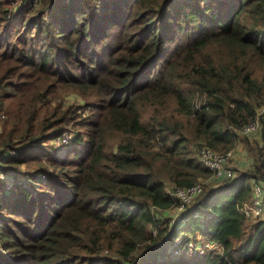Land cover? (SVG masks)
<instances>
[{
  "label": "trees",
  "instance_id": "obj_1",
  "mask_svg": "<svg viewBox=\"0 0 264 264\" xmlns=\"http://www.w3.org/2000/svg\"><path fill=\"white\" fill-rule=\"evenodd\" d=\"M97 1L89 19L92 0H0V173L45 179L0 180V264H264V218L238 210L264 188V141L245 135L232 182L199 158L264 106V0ZM61 88L97 103L85 116ZM71 127L68 157L43 154ZM203 177L174 218L171 190ZM180 232L223 250L168 258Z\"/></svg>",
  "mask_w": 264,
  "mask_h": 264
},
{
  "label": "built area",
  "instance_id": "obj_2",
  "mask_svg": "<svg viewBox=\"0 0 264 264\" xmlns=\"http://www.w3.org/2000/svg\"><path fill=\"white\" fill-rule=\"evenodd\" d=\"M264 132V106L260 107L254 117V119L248 124L242 127V134L246 136H253L259 131ZM70 137L66 132L59 138L56 143L61 146L69 145ZM10 154H15L11 152ZM232 152L217 153L207 147H204L199 152V158L202 165L212 172L213 179L231 180L235 177V171L231 163ZM8 187H12V179H10ZM205 183L199 181L188 187H176L170 192L177 202V212H182L190 205L196 197H198L204 191ZM240 215H242L248 221H257L264 218V188L260 184H256L253 187L252 196L244 202L238 208ZM179 241V240H178ZM176 242L179 245V242ZM194 242H188L183 244L180 248L173 249L176 255L189 254V255H202L205 252H220L217 249H222L223 246L218 241L208 242L205 244H198L199 247H195ZM222 252V251H221Z\"/></svg>",
  "mask_w": 264,
  "mask_h": 264
},
{
  "label": "rangeland",
  "instance_id": "obj_3",
  "mask_svg": "<svg viewBox=\"0 0 264 264\" xmlns=\"http://www.w3.org/2000/svg\"><path fill=\"white\" fill-rule=\"evenodd\" d=\"M98 2L97 0H92L91 3H89V8L87 9L88 10V15L87 17L90 19L91 16H93V12L95 11V7L93 6L94 3ZM110 15V14H109ZM121 15L117 18H120ZM107 30L109 29H112L110 27L109 24H106V27H105ZM181 36L178 35V40ZM95 48L93 47L92 51L94 50ZM61 93V98L63 100V102L65 104H72V105H76V106H80L82 108H84V113H85V116H87L88 114L87 113H90V110H92V108L96 105L97 101L94 97L92 96H84L82 95L81 93H79L78 91L72 89V88H61L60 91ZM151 112L148 111L147 115L150 114ZM4 115L1 116V118H3ZM86 129L85 128H82V127H71L68 131H66V134L67 136L70 137V140H69V145H65V146H61V145H58L56 143V140H47L46 142L43 143V145L41 146L44 153L43 154H47V157L48 158H51V159H54V160H63L65 157H68L70 154V150H71V142L75 139V137L78 135V133L80 132H84ZM0 131H2V128L0 126ZM239 139L238 141L236 142L237 146H239V149L234 146V148L231 150L232 152V157H231V163L233 165V161L234 159H238L240 160L241 158L244 157V151L246 149V146L245 144L243 143V140L244 139H247L245 137L244 134H242V132L239 133ZM249 141L251 140L252 142V137L250 136L249 138ZM83 146L84 143H83ZM242 147V149H240ZM27 155L29 154H34L35 152L33 151H29V152H26ZM16 154H10V156H15ZM17 156V155H16ZM250 157V156H249ZM53 167V166H51ZM50 167V165L47 164V169L48 171H52V168ZM234 168V171H235V167L233 166ZM18 169H21L22 171H25L26 169L29 170L28 168H26L25 166H22V167H19ZM54 169V167H53ZM239 174V173H238ZM238 174L236 175L235 174V177L233 179H231L230 181L228 182H232L233 180L236 179V177H238ZM19 176V175H18ZM203 178H206V177H203ZM12 179V181H15L17 180L16 177H13L11 175H7V174H2L0 173V180L2 181H5V184L8 185L9 184V180ZM33 181L31 182H28L27 179H25L26 181H23L22 180V177H20L18 180H17V184H21L25 187H28L29 190H32L35 191L34 189V185H33V182H36L37 186L38 185H41L45 182V179L43 178L42 174L38 173L36 175L33 176ZM200 181L204 182L205 183V187H204V192H206L208 189H207V185L208 187H210V178L209 179H201ZM3 186L1 185L0 187V193H3ZM202 194V193H201ZM200 194V195H201ZM199 200L198 197H196L194 199V201L188 205L186 208L192 206L195 202H197ZM179 214V212H174V218H177V215ZM197 216V215H196ZM182 226V225H181ZM181 226H178V230L180 229ZM180 242H179V241ZM179 242L180 244L177 245L176 242ZM194 242L193 244L195 245V247H199L198 244H205V243H208V242H213V240H205L203 239L201 236L199 235H196V236H192V235H189V234H186L185 232H180L178 234V236L176 237V240H175V243L173 245H170V247H168V249L166 250V253H167V256L168 258H180L181 255L183 254H180V255H176V253L173 251V249H176V248H180L183 244H187L188 242ZM218 251H222V249H217ZM207 252H205L206 254ZM189 255V254H188ZM204 254H202L203 256Z\"/></svg>",
  "mask_w": 264,
  "mask_h": 264
},
{
  "label": "crops",
  "instance_id": "obj_4",
  "mask_svg": "<svg viewBox=\"0 0 264 264\" xmlns=\"http://www.w3.org/2000/svg\"><path fill=\"white\" fill-rule=\"evenodd\" d=\"M251 137H252V143H259L261 145V143H263L262 141H264V132L261 130L257 134H255V135H253ZM235 146L239 149V146H237V144ZM240 149H242V147ZM249 156L250 155L248 154V150L245 149L243 158H241L240 160H238L236 158L234 159L233 166L235 167V174L236 175L239 172H243V171L248 170V169L251 168L252 159ZM211 180L212 181H217V180H215L213 178H211ZM212 183H216V182H212Z\"/></svg>",
  "mask_w": 264,
  "mask_h": 264
}]
</instances>
